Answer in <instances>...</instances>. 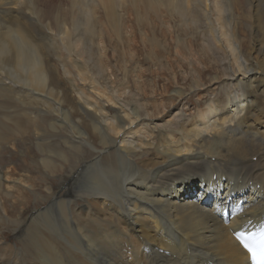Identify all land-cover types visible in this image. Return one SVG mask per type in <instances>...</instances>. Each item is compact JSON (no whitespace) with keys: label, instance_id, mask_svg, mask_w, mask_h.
<instances>
[{"label":"bare ground","instance_id":"obj_1","mask_svg":"<svg viewBox=\"0 0 264 264\" xmlns=\"http://www.w3.org/2000/svg\"><path fill=\"white\" fill-rule=\"evenodd\" d=\"M81 1L90 7L77 26H84L88 38L91 21L93 27L99 25L95 19L99 9L106 12L117 35L122 26L121 6L130 5L128 9L138 16L136 0ZM62 2L0 0V19L5 21L0 29V65H10L12 75L0 73V92L15 103L12 107L0 101L4 105L0 143L16 128L15 135L22 141H30V136L38 141L52 137L56 148L71 154L68 159L59 149L53 152L71 166L75 185L85 179L83 188L77 186L85 194L83 204L74 202L67 218L58 214L65 235L53 214L57 234L47 233L45 227L44 231L30 227L32 234L44 232L39 241H33L36 260L32 264H248L233 232L264 217V0H146L143 9L156 20L155 13L164 8L172 33L178 23L179 33L195 40L199 29L206 49L224 51L222 56L201 57L217 69L209 87L203 90L202 79L168 92L174 105L165 106L164 114L153 102L151 106L145 102L146 94L136 85L117 91L98 87L75 69L76 59L60 60L62 79L59 65H47L31 28L42 8V19L48 20L43 24L46 31L53 24L62 31L65 16L52 15ZM100 2L103 5L98 7ZM66 64L72 68L67 70ZM60 79L70 88H62ZM192 95L210 98L200 105L191 102ZM190 103L197 105L191 116ZM20 105L26 113L18 111ZM7 145L0 146L1 193L2 170L10 164L18 168L13 163L16 153ZM36 162L42 170L55 169L52 161ZM73 163L80 168L74 170ZM20 183L13 182V187L21 188ZM64 196L43 197L61 209ZM240 199L244 204L236 211ZM0 200L1 223L8 220ZM224 207L233 209L227 220L221 216ZM13 224L14 232L29 226L26 218ZM12 248L0 233L1 264H11L8 256L12 264L22 258Z\"/></svg>","mask_w":264,"mask_h":264},{"label":"rangeland","instance_id":"obj_2","mask_svg":"<svg viewBox=\"0 0 264 264\" xmlns=\"http://www.w3.org/2000/svg\"><path fill=\"white\" fill-rule=\"evenodd\" d=\"M136 3L138 5L135 8V10L138 12V16H136V18L135 11L131 13V10H129L132 9L130 5L124 4L119 8V15L122 17V26L119 30V35H117L112 23H110L106 12L102 13L100 9H97L98 15L95 16V19L99 21V25L93 27V21H91L92 23L89 24V27L91 28L89 29H91L92 35L90 38L86 37V35L83 33L84 26H77V24L82 22L83 15L89 11L90 6L86 8L81 0H63L60 6H57L53 9L52 15L59 12L65 16L64 20L66 24L62 31L59 30L54 24L50 27L49 31H46L43 24L48 20L42 19L40 14L43 12V10L42 8H39V18L31 28L33 34L30 31L29 32L34 37V39H36V42L39 43V45L43 48V52L46 54L44 56L47 57V65L48 63L49 65L53 66L59 65V78H63L61 61L67 58L69 61L76 59L78 63L75 69L83 72L82 76L87 78L89 81L98 83V87H108L109 90L117 91L118 89L122 90L123 88H134L136 85L142 92L146 94L145 102H148L149 106H151V103L153 102L155 107L164 114L165 106L170 107L174 105V102H171L169 100L170 98H168L170 96L168 92L174 91V89L177 87H188V85L193 83L192 81L202 79L205 82L201 85H205L203 90L209 87L208 83L211 78L216 75L217 69L210 68L209 63L206 64V62L201 57L222 56L224 51H214V54L209 49H206L203 45V41L200 38L202 32L199 29L196 31V37H199L195 40H193L190 35L183 36V34H180L178 23L174 24V28L176 30L172 33V30L170 29V23L168 24L166 22L168 19L162 6L155 13L159 17L156 20L153 15L143 9L146 0H136ZM116 4L117 3L115 2L114 7H116ZM102 5L103 2H100L98 7H101ZM4 26L5 21L0 19V29H2ZM61 32L65 35L62 36V34H60ZM59 36H62V38L60 39ZM51 39L52 41L50 44ZM156 39H158V42ZM150 41L152 42V46L150 45ZM246 45L248 46L247 42ZM68 46H70V49H68ZM65 67L67 70L72 68L71 64H66ZM0 73L9 78L11 75V66L0 65ZM61 79V82L59 83L60 86L66 89H68V87L70 88V86ZM81 84L86 86L85 88L87 90H90L87 84ZM13 87L20 89V86L13 85ZM190 95L191 94H189V96ZM208 96L209 95H206V98L200 97L199 99L197 96L192 95L191 102L194 104L204 105L203 99L210 98ZM4 97H6V94L4 92H0V101H3V103L9 102L12 104V107L15 105L13 101ZM142 102L144 101H141V103ZM3 103L0 104L1 110L4 108ZM192 103H190L191 106L188 107L189 109L191 108V111L189 110L188 113L189 116L193 115L192 110L197 107V105L195 106ZM19 109H21L18 110L20 113L24 112L21 105ZM28 112L31 113V111ZM6 113L14 115V112ZM35 115L37 114L35 113ZM10 131L11 132L7 134L8 137L6 136L7 141H5L2 145L0 143V146L9 144L7 146L8 148L10 147V151H12V153L14 152V154L16 153V159L13 160V163L18 164V168H15L12 164H10L9 167L6 168L7 171L6 169L2 170V179L5 180L1 182L4 184V186L2 193L0 192V198H2V203L6 212V215L3 217H5V219L8 221L0 223V233L6 242L10 243L11 248L13 247V252L16 253L17 251L18 255L22 256L17 264H32L36 260V249L32 245L33 241H39L38 237L44 235V232H40V234L38 233L36 235L32 234L29 231L30 227L38 229L40 228L43 231L45 227V231H48L47 233L51 231L50 233L57 234L55 227L52 225L51 214L54 215L58 222L60 221L58 214L64 218H67L71 205H73L74 202V204H77V206H81L83 204L85 194H81V191H78L77 186L80 185V187L83 188V180L85 179L82 177L80 183L75 185L74 182H76V179L72 178L74 173L71 170V166H69L67 162L62 163L60 159L53 155V152L55 153L59 150L64 152V149L59 146L56 148V143L51 142V139L53 140L52 137H45L41 139V142L35 137L30 136V139L32 138L30 141L27 139L22 141L15 135L17 128L11 129ZM49 131L51 134L58 133V131L55 130ZM27 142L30 144H27ZM48 152L51 153L49 154ZM64 153L67 155L68 159H71V154L69 152L65 151ZM69 155L70 157H68ZM5 157L7 158L8 155ZM42 159L49 160V163L52 161L55 165V169H51L49 167V170H42L39 168V165L36 161H41ZM59 164L64 165L60 166ZM73 165H75L73 167L74 170L80 168V164L78 163H73ZM11 168H13L15 173L11 172ZM70 172L71 174H69ZM76 172H79L80 176L82 175L81 171ZM3 174H5V178H3ZM15 181L19 183L21 182V188L15 189L13 187V182ZM29 186L30 188H28ZM49 192L54 196L62 194L66 195L63 197L66 201L64 205L61 206V209L57 208L55 205L49 204L48 199H50V197L53 199ZM47 193L49 194L47 195ZM79 193L81 195H79ZM44 195L47 196L48 199L45 200L44 198L46 197H43ZM67 199H71V202L69 201V203H67ZM61 211L63 213L65 212V214H61ZM44 212H47V214ZM42 215H44V218H42ZM24 218L27 219L29 226H27V228L25 227L22 231H20L19 227L17 236V232L13 231V228H16L13 224V220L19 221ZM37 219L41 222L37 221ZM31 220L35 223H32ZM61 223L62 224L58 222L59 227L61 228L60 233L65 235L66 228L64 221ZM72 230L75 231L74 228H72ZM21 232H23L22 235ZM15 235L16 237H14ZM8 259L11 264L14 262L12 257L10 258L8 256ZM1 263L2 261L0 264Z\"/></svg>","mask_w":264,"mask_h":264},{"label":"snow or ice","instance_id":"obj_3","mask_svg":"<svg viewBox=\"0 0 264 264\" xmlns=\"http://www.w3.org/2000/svg\"><path fill=\"white\" fill-rule=\"evenodd\" d=\"M233 234L246 251L251 264H264V225H261L256 232L234 230Z\"/></svg>","mask_w":264,"mask_h":264}]
</instances>
